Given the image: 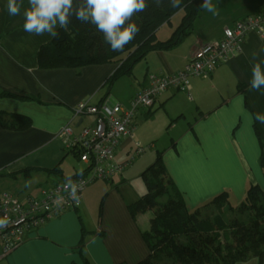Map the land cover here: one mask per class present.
I'll list each match as a JSON object with an SVG mask.
<instances>
[{
  "label": "crops",
  "instance_id": "1",
  "mask_svg": "<svg viewBox=\"0 0 264 264\" xmlns=\"http://www.w3.org/2000/svg\"><path fill=\"white\" fill-rule=\"evenodd\" d=\"M6 3L7 0H0V90L35 99L0 98L1 110L23 114L32 120L25 130L0 127V171L16 173L0 178L17 182L21 178L29 182L35 179L41 185L40 174H46L43 181L49 183V187L37 192H9L20 198L39 196L43 189L51 188L62 179L59 173L44 169L59 165L66 176L82 171H75L74 166L67 164L70 153L82 162L71 139L93 124L96 116L77 114L75 109L80 102L99 104L109 98L129 107L133 97L148 86L150 74L181 71L197 47L223 38L224 29L232 27L238 19L264 11V0H212L219 15L203 8L193 32L180 44L152 51L136 64L131 76L121 77L108 90L106 80L115 73L119 62L40 68L39 49L53 38L47 33L25 32L22 14L10 16ZM28 6V0H23L21 13ZM262 47L264 34L250 32L241 53L219 65L208 77L191 76L187 90H166L154 106L143 113L152 119L155 114L165 112L171 119L174 129L169 145L162 150L164 163L190 210L214 207L210 201L223 191H228L232 205L240 206L251 184L264 189V170L260 163L264 153V124L255 120L256 113L264 114V95L261 94L264 89L250 90L249 83L251 53ZM258 59L264 60V52ZM249 114H252L251 119ZM65 127L72 131L69 136L62 134ZM131 148L128 154L132 153ZM117 154L118 148L116 161ZM30 168L34 170L26 172ZM123 182L120 183L123 186L116 185L103 196L100 221L98 228H92L93 232L87 230L80 210L84 199L86 204L88 202L87 188L78 207L66 209L48 220L0 263L86 264L79 252L82 238L88 264H137L144 260L150 251L142 232L150 227L151 217L143 212L131 214L129 204L138 199L137 193ZM126 188L128 194L124 193ZM237 264L261 263L254 257Z\"/></svg>",
  "mask_w": 264,
  "mask_h": 264
},
{
  "label": "trees",
  "instance_id": "2",
  "mask_svg": "<svg viewBox=\"0 0 264 264\" xmlns=\"http://www.w3.org/2000/svg\"><path fill=\"white\" fill-rule=\"evenodd\" d=\"M148 8L138 12L132 22L138 24L140 31L135 39L125 45L121 51H113L104 42L102 32L91 23H84L71 18L67 31L58 29V36L43 44L38 52L40 68L82 67L90 64L115 63L120 65L110 76L105 85L110 90L123 76H131L138 62L152 51L166 50L180 44L190 35L200 15L203 0H181L179 8L170 6L169 0L160 5L155 0H146ZM184 11L181 23L172 36L166 40L157 37L158 29L170 23L179 11ZM14 97L22 100L35 99L0 90V98ZM153 113V112H152ZM149 113L148 115H151ZM32 124L30 117L19 113H8L0 109V127L12 131L25 130ZM256 132L261 138L256 126ZM78 154V153H77ZM264 170V153L260 159ZM34 168L27 169L31 173ZM49 173H59L60 181L67 177L61 168L44 169ZM85 170L70 175L72 179L83 174ZM16 173L0 171V177L15 176ZM147 191L136 201L129 204L133 216L147 211L159 204V199L166 196L160 211L151 217L150 227L142 232L149 248V255L137 264H237L251 258H258L264 263V189L251 184L240 206L230 203L228 191L215 196L210 205L212 210L203 214L201 208H187L182 194L177 190L165 163L164 151H158L154 162L142 173ZM229 213H232L229 216ZM85 239L79 244L83 254Z\"/></svg>",
  "mask_w": 264,
  "mask_h": 264
},
{
  "label": "built area",
  "instance_id": "3",
  "mask_svg": "<svg viewBox=\"0 0 264 264\" xmlns=\"http://www.w3.org/2000/svg\"><path fill=\"white\" fill-rule=\"evenodd\" d=\"M250 32L264 34V11L235 21L232 27L224 29V37L197 47L185 67L174 74H150L149 84L131 100L129 107L120 103L110 104L105 98L99 104L80 102L77 114H93V124L85 127L71 139L79 151L80 160L86 165L85 172L73 179L79 185L78 199L64 190V181L43 189L39 196L20 198L9 192L0 196V218L7 216L9 224L0 228V261L20 247L26 238L48 220L66 209L76 208L83 200L84 190L97 180H113L124 168L140 155L144 148L137 142L132 157L124 163L115 159L116 151L123 138L132 137L134 119L141 107L152 108L160 94L170 88L187 90L191 76L208 77L215 69L244 50L246 36ZM72 133L69 127L63 135Z\"/></svg>",
  "mask_w": 264,
  "mask_h": 264
},
{
  "label": "clouds",
  "instance_id": "4",
  "mask_svg": "<svg viewBox=\"0 0 264 264\" xmlns=\"http://www.w3.org/2000/svg\"><path fill=\"white\" fill-rule=\"evenodd\" d=\"M163 0H155L160 5ZM23 0H7L6 8L10 16H23V29L35 35L47 33L53 39L57 38V29L68 30L71 18L84 23H91L96 30L103 33L104 42L111 50L121 51L125 45L132 42L139 33L137 23L132 22L136 13L148 8L146 0H28V7L21 13ZM170 6L179 8L181 0H169ZM201 7L219 15L212 0H203ZM264 47L251 53L250 90L264 89V60L258 59ZM264 95V92L261 93ZM252 118V114H249ZM255 120L264 124V114L256 113ZM78 183L71 176L65 178L64 190L70 197L78 199L76 193ZM7 216L0 218V228L7 227Z\"/></svg>",
  "mask_w": 264,
  "mask_h": 264
},
{
  "label": "rangeland",
  "instance_id": "5",
  "mask_svg": "<svg viewBox=\"0 0 264 264\" xmlns=\"http://www.w3.org/2000/svg\"><path fill=\"white\" fill-rule=\"evenodd\" d=\"M183 15L184 11L181 10L177 12L172 17L170 23H166L158 29L157 37L160 40H166L170 38L174 30L177 29V27L181 23ZM138 68L139 67H137L136 69ZM121 90L123 91L124 89ZM114 103H117V101L115 99H111L110 104L113 105ZM128 104H125V106H127ZM147 110V107H141L138 110L137 115L134 119L135 135L133 136L135 137L134 139H123L122 144L118 146L117 161L124 163L125 161L129 160L136 150V147H133V144L135 146V143L137 142L141 145L142 148H144V151L140 155H138L132 163L128 164L121 174H117L113 180H97L91 183L87 187L88 189L86 188V191L89 192L88 202L86 204V199H84L82 205L80 206V210L84 217V222L87 226V230H90L91 232H93L92 228H98L96 226L100 221V208L103 196L106 193H109L112 189H115L116 185L121 186L122 184L120 183L124 181V184L130 185L131 188L135 190V192L137 193V198H140L143 194L146 193L147 188L142 177V173L154 162L157 151L164 150V148L167 147L171 141V133L174 129L171 128V119L167 118V114H165V112L155 114V117L152 119L146 118L145 115L143 116V113ZM130 147H132V153L128 154L127 151L130 150ZM67 164H71L72 166H74L75 169L73 168V170L75 171L83 170L86 167L83 162H80L78 158L73 156L71 153L69 154V157L67 159ZM68 172L69 170L66 169V173L70 174ZM40 177L45 180L46 174H40ZM43 180L42 184L39 185L40 182L35 179L29 182L21 178V180L17 182L14 180L5 181L4 179L2 180V178H0V195L5 191L13 192L15 194H18L21 191L25 193L35 191L37 192L38 189L41 190V188H44L46 186L49 187V183ZM127 189L128 188H126V191H124L125 194H128ZM166 199L167 197L163 196L158 200L159 204L151 206L147 211L143 213H146L147 216L152 217L155 212H159L161 210L159 205L165 202ZM233 205L236 206L235 204ZM212 210L215 212V214L218 212L217 209L212 207L210 209H204L202 213L206 214L208 212H212Z\"/></svg>",
  "mask_w": 264,
  "mask_h": 264
}]
</instances>
